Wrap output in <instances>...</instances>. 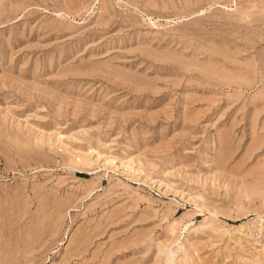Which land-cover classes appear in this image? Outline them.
Wrapping results in <instances>:
<instances>
[{"label":"rangeland","instance_id":"374dc122","mask_svg":"<svg viewBox=\"0 0 264 264\" xmlns=\"http://www.w3.org/2000/svg\"><path fill=\"white\" fill-rule=\"evenodd\" d=\"M0 264H264V0H0Z\"/></svg>","mask_w":264,"mask_h":264},{"label":"bare ground","instance_id":"6f19581e","mask_svg":"<svg viewBox=\"0 0 264 264\" xmlns=\"http://www.w3.org/2000/svg\"><path fill=\"white\" fill-rule=\"evenodd\" d=\"M171 259V258H170ZM171 263V262H170Z\"/></svg>","mask_w":264,"mask_h":264}]
</instances>
